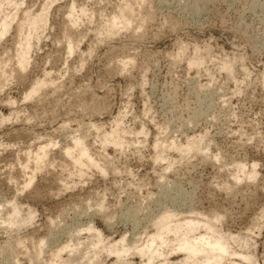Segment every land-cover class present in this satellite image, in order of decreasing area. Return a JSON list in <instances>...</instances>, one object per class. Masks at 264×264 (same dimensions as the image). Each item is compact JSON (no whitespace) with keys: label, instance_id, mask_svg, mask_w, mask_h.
I'll return each instance as SVG.
<instances>
[{"label":"rangeland","instance_id":"obj_1","mask_svg":"<svg viewBox=\"0 0 264 264\" xmlns=\"http://www.w3.org/2000/svg\"><path fill=\"white\" fill-rule=\"evenodd\" d=\"M45 1L0 0V264H142L103 245L166 210L264 264V0H50L22 66L15 23ZM78 139L101 167L71 164Z\"/></svg>","mask_w":264,"mask_h":264},{"label":"bare ground","instance_id":"obj_2","mask_svg":"<svg viewBox=\"0 0 264 264\" xmlns=\"http://www.w3.org/2000/svg\"><path fill=\"white\" fill-rule=\"evenodd\" d=\"M50 3V0H46L43 4V7L37 13L24 11L21 20L15 23V29L17 32L16 38L18 43L17 46H19V50L17 52V59L18 63L22 66H25L29 62L28 54L31 46V43L29 41L30 38L32 37L33 33H36L39 29L42 30L46 26ZM127 3H123V5L121 6L119 5L120 8L118 11V15L111 18L112 20L109 22L111 23L110 30L112 29V26L115 27L117 23H119L122 27H126L129 26L130 22H132L131 20L133 18L134 13L132 12V8H130ZM9 15V13H6V17L0 20V27H2L0 35H2L3 32L9 29V20H7V17ZM75 18L76 17H74L73 20H70L72 22V25L76 24ZM108 26H110V24ZM108 28L107 30H109ZM68 48L69 50H72L70 45L68 46ZM196 59L197 58H195V60ZM198 61H196V63ZM39 85V83H34L32 85L30 94H32ZM113 133L110 135H106L105 138L113 139ZM195 143L196 142L192 144L191 141H189L185 146H178V150L183 153L187 152L188 150L190 151V147L192 148ZM42 147L43 146L39 148ZM64 154L67 158H69L71 164L73 163L75 166L79 165L80 167V164L85 159L91 162L93 165L101 167L100 164H97V162H95L94 159L90 156L88 149L83 145V143L79 139L73 142L72 147L66 148L64 150ZM161 156L163 157V155ZM82 165L83 163L81 164V167ZM238 178L239 177L236 176L234 179ZM175 215L176 214H173L172 211L169 210L162 211V213L157 216L154 220L153 224L155 231L147 235L145 239H143L142 243L132 242L130 244H127L125 242L126 239L121 238L117 242L113 241V243L111 244L108 243L106 245H103V248L106 249L110 254L115 255V258L117 259H121L125 256H128V253L130 254L129 251H132L133 249V253L143 259V262L141 261L142 264H157L158 262L156 261L157 263H155L153 258L162 257L165 253L164 249L168 247L170 245L169 243L171 242H175L172 245L171 249L182 253L183 257L180 259L179 264H237L231 260L232 256L238 257L244 261H252V257H250L246 253H242V251L236 250L233 247L232 243L227 241L221 234L215 232V230L212 228L209 221L207 220V217H201L200 219L187 220L185 218L184 220H174L177 217H175ZM178 218H180V216ZM87 229L96 232V243H100L103 240L101 233L94 227V225L89 224ZM61 250L63 249L60 248L57 251H53L51 256H53L54 258L58 257ZM94 260H96V258ZM124 262L127 261H123V263ZM53 263L54 262H49L47 264ZM91 264H96V262L94 261Z\"/></svg>","mask_w":264,"mask_h":264}]
</instances>
